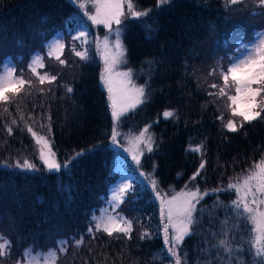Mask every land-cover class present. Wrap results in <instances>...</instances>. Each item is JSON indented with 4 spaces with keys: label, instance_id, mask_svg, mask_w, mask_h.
<instances>
[{
    "label": "trees",
    "instance_id": "16d2710c",
    "mask_svg": "<svg viewBox=\"0 0 264 264\" xmlns=\"http://www.w3.org/2000/svg\"><path fill=\"white\" fill-rule=\"evenodd\" d=\"M134 1L143 9H154V27L149 33L135 19L126 21L129 26L124 33L128 66L136 70L135 79L145 86L147 99L124 114L118 126L137 130L149 124L157 131L153 151L145 155L141 166L153 170L162 187L209 190L197 206L199 226L185 237L180 251L183 264H205L207 259L215 264V256L223 257L222 250L212 249V257L206 256L205 250L215 242L211 234L220 233L225 219L227 227L237 225L231 232L234 246L237 240L243 243L248 239L247 229L240 220L233 221L227 207L236 199L234 191L214 190L225 189L264 154V112L240 127L242 118L232 116L227 96L223 97L226 111L217 105V95L208 94L215 93L209 59L212 46L225 42L223 64H228L242 48L243 38L254 37L261 25L249 23L241 27L247 30L244 35L234 33L227 38L232 28L245 23L246 13L259 0L245 4L169 0L163 5L159 0ZM83 26L87 27L88 43L82 46L80 40L71 39ZM59 33L65 38L61 59L67 65L47 56L46 45ZM95 39L92 25L70 0H0V61L7 57L16 60L17 77L32 83L0 106V243L10 242L9 255L0 258L6 264L11 259L27 264L24 250L28 248L34 254L57 249L55 264H171L160 205L140 176L131 180L136 191L130 192L119 208L113 211L109 203L110 192L122 174L120 153L110 142L115 121L106 92L100 88L102 62L92 43ZM73 44L77 51L86 47L91 59L85 62L75 56ZM36 54L43 56L45 65L38 71L57 76L56 81L41 84L31 72L28 65ZM215 84H223L222 79ZM69 86L73 89L70 93ZM261 99L264 94L257 98ZM168 109L175 115L160 119ZM229 120L236 122L237 131L225 127ZM38 125L50 127L58 159L63 165L70 161L68 166L37 172L4 168L7 158L10 164L25 160L24 156L32 158L33 137L27 129ZM204 161L205 167L193 180ZM217 201L225 206H218ZM105 210L132 221L131 239L122 233L109 236L95 230L92 218ZM145 232L150 236L141 239ZM81 238L83 244L77 247L75 242ZM59 241L67 242L66 254L59 251ZM240 259L252 264L246 245Z\"/></svg>",
    "mask_w": 264,
    "mask_h": 264
},
{
    "label": "snow or ice",
    "instance_id": "6c2138e0",
    "mask_svg": "<svg viewBox=\"0 0 264 264\" xmlns=\"http://www.w3.org/2000/svg\"><path fill=\"white\" fill-rule=\"evenodd\" d=\"M74 3H78V7L84 10V15L92 24H103L110 32L103 38V47L99 48L103 58L104 68L101 73V81L107 87L109 93V100L111 101L112 117L119 120L121 115L126 112L134 110L138 105L146 102L145 86H136L131 81V69L126 72L116 71L120 64L127 63V48L122 39V30L117 27L112 29L113 21L117 26L121 24L120 17L123 15V8L125 7V0H93L92 7L94 8V14H89L87 11L88 4L80 3L79 0H73ZM169 0H159L161 5L168 3ZM232 4L238 2V0H230ZM264 4V0H261ZM126 7L129 13L134 17L147 16L148 11H136L131 0H127ZM151 27V26H149ZM110 36H114V39L109 42ZM88 31L87 28L78 30V34L73 37L74 40H80L81 45L88 43ZM93 44H99L98 41L93 40ZM47 56L54 57L59 61L61 65H67V61L61 59L65 44L62 40H54L47 45ZM71 51L75 56L79 57L82 61H89L88 49L82 47V50L77 51L76 45L71 46ZM43 56L36 54L31 63L28 65L31 72L38 77L39 82L43 84L45 81L49 83L57 80V76L49 75L48 73L41 74L38 68H44ZM216 70L213 69L211 74H215ZM220 76L223 81V86H218L213 83L211 88H219L218 93L209 92L208 94L217 95L218 97L227 96L229 107L231 109L232 116H239L242 118L240 127H243V122H251L261 117V113L264 112V99L257 100L264 94V38H260L258 41L251 43L250 45H242L241 54L230 58V64L227 69L222 66L219 68ZM123 78V79H122ZM231 78L232 85L234 86L235 94L229 95L226 89L230 87L229 80ZM119 84V93L113 94V85ZM25 85H31L30 81H26L23 76L17 77L15 75V63H8L7 60L0 61V102L7 105L11 101L8 93L18 95L20 90ZM129 85L131 87L129 88ZM255 85V87H254ZM19 86V87H18ZM67 91L70 93L73 89L69 86ZM259 109V110H257ZM8 111L7 107L4 109ZM175 113L173 111H165L164 116L172 117ZM24 119L23 116L20 117ZM223 119V117H219ZM15 125L17 122L15 119L11 122ZM150 127V126H149ZM149 127H145L139 135L133 137L130 143L137 151H133L132 148L127 151L132 153V159L139 165L140 157L143 156L144 151L140 150V144L146 146L147 152L153 151V144L155 140L150 136H146L149 131ZM225 127L229 131H237L236 122L229 120ZM35 137L37 145H39L40 159L49 171H60L61 164L58 163L53 157L55 154L51 151L48 139L44 136H38L31 127L27 129ZM9 134L12 132L11 125L7 126ZM112 140L114 144H117L115 132H113ZM202 147V146H201ZM48 152H45V149ZM198 151L199 149H195ZM83 155V153H77V156ZM69 162H66L63 167H67ZM206 161L199 165V169L193 175L194 180L197 175L200 174V169L205 167ZM16 167H20L26 171H36L37 166L25 160L22 164L17 163ZM187 187V186H185ZM152 188H156V181H152ZM234 191L236 199L232 201L229 207L232 213V219L240 220L244 227L247 229L246 235L248 239L243 243L239 240L236 241L235 246L233 244L234 238L231 236L233 229L237 228L235 223L229 225V221L225 219L221 224L220 233H212L214 243L211 244L209 249L205 250V255L212 257V249L222 250L223 257L215 256V264H245L240 259L241 255L245 252V245L247 251L252 255V264H264V159L259 162H255L252 169H249L247 174L242 179H237L234 182H229L227 188L216 189L214 191ZM136 187L134 182L121 181L112 192L111 201L112 210L119 208L124 203L125 198L130 192H135ZM209 195L208 192H201L198 187L195 190L182 191L177 195L171 197L165 201L161 197V217L166 220L164 225V240L166 245H170L167 248V252L171 254L174 259L172 264H183L181 259L180 246L182 245L186 236L192 234L193 227L199 226V220L197 218V205L204 198ZM157 196H160L157 191ZM217 205L224 207L222 202L217 201ZM166 206V207H165ZM203 209L200 210V214H203ZM94 228L96 231H103L109 236H112L114 232L122 233L131 239L132 221L128 220L122 215H113L112 212L105 210L100 216H93ZM171 228L172 234L170 236L169 229ZM90 233L93 232V228L88 229ZM223 238L217 239V236ZM150 233H142L141 239L147 238ZM2 239V238H0ZM66 241H59L58 248L62 253L67 252L65 247ZM76 246L79 247L83 244V239L77 240ZM10 248V242L4 241L0 243V257H6L9 255L8 249ZM24 257L27 264H55L57 257V249H49L47 253H33L31 248L24 250ZM205 264H213V259H207Z\"/></svg>",
    "mask_w": 264,
    "mask_h": 264
},
{
    "label": "rangeland",
    "instance_id": "374dc122",
    "mask_svg": "<svg viewBox=\"0 0 264 264\" xmlns=\"http://www.w3.org/2000/svg\"><path fill=\"white\" fill-rule=\"evenodd\" d=\"M70 1H73V0H70ZM79 2L80 3H87L88 4L87 11L89 12V14H94V8L92 7L93 0H79ZM131 2L134 5V10H136V11H148V15L147 16H142V17H139V18L132 16L129 13L127 7H126L127 0H125V7L123 8V15L120 17L121 24L119 26H117L114 21L112 23V29L113 30L115 28H117V27H119L122 30V34H123L122 35V39H123L124 44H125V34L124 33L126 31V28L129 26V24L126 23L127 20H130V19L139 20L141 23H143L142 24V28H143L144 32H147V33H149V31L154 27V24L152 22V18L154 17V14H153L154 9L153 8H151V9L144 8L143 9L141 6L139 7V5H138V3L136 1L131 0ZM238 2H240L242 4H245V3H248L249 1L248 0H241V1H238ZM74 5L78 6V3H75ZM79 10L81 11L82 14H84V10L83 9L79 8ZM246 14H248V19L245 21V23H239L238 26L232 28L234 30L227 38L231 37L234 33H237V34L241 33L242 35H244L245 31H247V30H244L241 27L242 26L246 27L247 25H249V23H252V25L255 24L257 26L261 25V27H260V29H258L255 32L253 38L250 37V39H246V37H244L243 38L244 41H243L242 45H245V44L250 45L251 43L258 41L260 38H264V4L261 3V0H259V3L255 4L254 7L249 9L248 13H246ZM85 18L87 19V16H85ZM88 22L93 27L94 34L96 35V39L95 40L99 42L98 45L96 44L97 49H98V47L102 48L103 47V43H102L103 42V38L106 35H109L110 30L107 27H105V25H103V24L95 25V24H92V22L90 20H88ZM149 26H151V27H149ZM82 28H87V27L83 26V27H80L78 30H80ZM78 30H77V32H78ZM57 39L62 40V42L65 43V38L63 37V35L61 33L55 35V40H57ZM113 39H114V36H110L109 42L111 43V41ZM71 41H73V38L71 39ZM225 44H227V43H225V42H217V44H214L212 46L213 53H212V55L210 56V59H209L210 62H209V70H208L209 78H210V82L211 83H219V80L222 79L221 76H220V72H219L220 66H222L224 69H227V67L230 64V59L228 60L229 61L228 65L227 64H225V65L223 64L224 63L223 62L224 54H225V51H224L225 50V47H224ZM125 46H126V44H125ZM240 54H241V48L239 47L238 54H235L233 57L238 56ZM97 55L100 57L101 62H102V66H101L102 70L100 72V77H101V73H102L103 68H104L103 58H102V56H101V54H100V52L98 50H97ZM5 60H7L8 63H15V75L17 76V72H18V63H17V61L16 60H12V59H10L8 57L7 58H3L1 61H5ZM129 69H131V81H132V84H134L136 86H143V85L139 84L137 82V80L135 79L134 73L136 72V70L133 69L132 67L128 66V55H127V63L126 64H120L117 67L116 71H118V72H126ZM213 69L216 70L215 74H211ZM27 78L29 79L30 77H27ZM229 84H230V87L226 89V92H228L229 95H234L235 94V90H234V86H231L232 85L231 78L229 80ZM218 86H223V84L218 85ZM130 87H131V85H129V88ZM254 87H255V85H254ZM105 89H106L105 92H106L107 99L109 100V93L107 91V87L106 86H105ZM214 89H215L214 92L218 93L219 88H214ZM118 93H119V84H114L113 85V94L117 95ZM8 95H10L11 100H13L16 96H18V95L13 94V93H8ZM216 98H217V101H218L217 105L221 106V108L224 111H226L227 106L224 103L223 97L216 96ZM109 105H110V108H111V101L110 100H109ZM0 106H4V103L0 102ZM111 110H112V108H111ZM166 111H173L174 112V110H172V109H168ZM126 113H124V114H126ZM123 115H121L120 119L123 117ZM159 118L160 119H162V118L167 119L169 117L166 118L164 116V112H163L159 116ZM112 119L115 121L114 131H115L116 140L118 141V143L114 144L112 139L110 140V142H111L112 148L117 149L118 152L120 153V155H119L120 156V158H119V163H120L119 166H120V171H121L122 175L119 177V179L114 184V186H113V188H112V190L110 192V196L111 197H112L113 189L117 185H119L121 183V181L128 182V181H131L132 179H134L136 176H140L141 179H143L146 182V184H148L151 187V189L153 191V194H155L156 200L158 201V203L160 205V211H161V207H162V205H161V197H163V199L165 201H167L168 199H171L172 196L177 195L178 193H180L182 191H188L189 190L187 187H182L181 189H178L175 186H170V187L164 188V187L161 186L160 183H158L157 177L155 176V173H154L153 170L149 169V170L146 171V170H144L142 168V166H141L142 163H143L142 161H143L145 155H147V153H148L147 150H146V146L144 144H140V150H143L144 154H143V156L140 157L139 165H137V163L132 159V153L127 151V149H129V148H132L133 151H137V149H135L133 147V144L130 143V140L133 137L139 135L141 130H143L145 127H149V126H150L149 127V131L146 134V136L150 135L155 140V144H156L157 131L155 129H152L151 125L147 124V125L139 128V129H137V130H133V129L121 130L119 128V126H118L120 119L116 120L113 117H112ZM156 122H158V121H156ZM29 127H31L32 130L34 132H36L38 136H44V137H46L48 139V142H49L50 147H51V151L55 154V156L53 158L58 163L61 164V168H64L63 164L58 159V155H57V153H56V151L54 149V146L52 145V137H51V134H49L50 127L46 126V125H38L36 127L29 126ZM155 144H153V148H154ZM33 146L34 147H33L32 158L24 156L25 160H27L29 162H32V163H34L37 166L38 170H36V172L40 171L41 169H45V170L49 171L47 169V167L43 164V161L40 159V154H39V147L40 146L37 145L35 137H33ZM45 152L46 153L48 152L47 148L45 149ZM7 159H9V158H7ZM7 159L3 160L2 165H3L4 168H17L18 169L20 167H16L17 163L19 162V163L22 164L25 161V160L21 161L20 159H17L15 161V163L11 162V164H10L9 160H7ZM261 159H264V154L256 162H259ZM130 164H132V166H130ZM253 165L250 166L245 172L239 174L234 179H232L231 182H234L237 179H242L243 176L245 174H247L248 170L253 168ZM129 167H132L133 170H131ZM20 169H22V168H20ZM153 180L156 181V188L155 189L152 188V181ZM225 188H227V187H225ZM191 190H195V189H191ZM157 191H159L160 196H157ZM201 192L202 193L203 192L210 193L209 190H202ZM111 197H110V200H111ZM165 223H166V220L162 219L163 237H164V225H165ZM169 233H170V236H171V234H172L171 228L169 229ZM169 246L170 245H166L165 244L166 248H168ZM169 256L171 258V264H172V262L174 261L175 258H173L170 253H169ZM0 264H6V263H4L3 260L0 258ZM8 264H20V263L17 260L11 259V261H9Z\"/></svg>",
    "mask_w": 264,
    "mask_h": 264
},
{
    "label": "water",
    "instance_id": "95a60500",
    "mask_svg": "<svg viewBox=\"0 0 264 264\" xmlns=\"http://www.w3.org/2000/svg\"><path fill=\"white\" fill-rule=\"evenodd\" d=\"M72 4H75L73 1H71ZM100 88L103 89V90H106L105 89V85L103 84L102 81H100Z\"/></svg>",
    "mask_w": 264,
    "mask_h": 264
}]
</instances>
